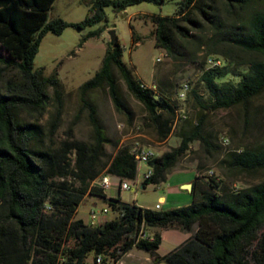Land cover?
<instances>
[{
  "label": "trees",
  "instance_id": "1",
  "mask_svg": "<svg viewBox=\"0 0 264 264\" xmlns=\"http://www.w3.org/2000/svg\"><path fill=\"white\" fill-rule=\"evenodd\" d=\"M54 1L0 0V71H15L0 90V264H86L89 253L106 259L134 246L149 252L156 263L264 264V179L234 192L225 183L220 186L221 180L215 177L202 181L196 175L191 203L169 209L126 203L119 194L107 198L102 188L91 186L103 172L133 180L136 160L129 147L119 148L114 155L106 152L109 139L89 103L90 92L105 87L115 109L131 121L133 111L121 93L122 80L144 107L160 141L172 131L177 112L168 95L135 77L122 60L123 47L117 38L113 45L109 42L99 68L79 88L80 100L90 110L89 140L70 136L59 144L46 143L40 126L22 118L23 112L42 115L50 100L55 101L57 111L62 104L55 74L44 75L42 68H34L46 33L93 25L104 18L106 6L122 11L141 2L159 4L164 0H89L88 14L79 22L60 17L48 20ZM220 5L222 17L217 10ZM245 5L247 0H180L175 15H150L155 45L172 57L190 30H201L203 22L209 25L206 55L220 57L222 64H201L206 100L196 90L190 91L207 111L246 105L264 94V10L255 8L245 19L240 18L239 9ZM100 32H87L81 43ZM132 40L138 41L133 33ZM233 50L246 54L247 59L235 57ZM204 117L202 114L196 124L179 131L177 146L148 161L153 174L142 181V188L166 181L193 141H199L207 152L216 147L211 133L203 128ZM51 126L54 129L56 122ZM223 162L237 174L264 170V141L228 151ZM88 194L107 199L116 216L98 226L75 218ZM144 227L179 229L190 236L160 255V232L141 236Z\"/></svg>",
  "mask_w": 264,
  "mask_h": 264
},
{
  "label": "rangeland",
  "instance_id": "2",
  "mask_svg": "<svg viewBox=\"0 0 264 264\" xmlns=\"http://www.w3.org/2000/svg\"><path fill=\"white\" fill-rule=\"evenodd\" d=\"M88 1L55 0L48 11V20L60 17L67 22H79L88 14ZM179 1L164 0L159 4L141 2L130 5L122 11L106 6L104 7V18L93 25L83 29L67 26L61 34L46 33L34 58V68H42L44 75L55 74L62 92V104L57 111L55 101L50 100L42 115L23 112L21 116L40 126L46 143L59 144L70 136L89 140L92 133L89 120L90 110L89 107L83 106L79 88L99 68L109 46V31L113 30L123 47L122 60L132 69L135 77L146 86L156 88L168 95L177 109L184 111L186 119L178 120L169 136L160 141L155 128L148 120L144 107L127 91L122 80L119 81L121 93L133 111L131 121L115 109L105 87L94 90L88 94L87 98L95 109L105 135L109 139L105 145L106 152L114 155L119 148L125 146L131 151L150 149L155 155H160L178 145L179 131L196 124L200 116L205 114L203 128L211 133L216 147L207 152L199 141H193L189 150L171 171H191L194 177L199 175L202 181H207L209 176H212L216 180H221L220 186L225 183L230 188L234 184L245 187L249 183L261 181L264 179V170L249 175L237 174L230 170L223 160L228 151L238 147L255 146L264 141V94L251 99L246 105L216 111L203 109L196 103L191 92L185 100L177 98L180 85L187 81L191 89L202 95L204 100L207 99V94L200 82V74L201 64L207 67V58L210 56L206 55L208 49L206 43L208 44L211 35L209 25L203 22L201 30H190L187 37L180 40L174 57L165 54L161 60H157L162 48L155 45L150 15H175L179 9ZM255 8L264 10V0H247V5L239 9V17L245 19ZM217 10L221 17L225 16L221 5ZM95 29H101V32L81 43L82 36ZM132 33L133 37L138 39L135 43L132 40ZM210 46L222 49L216 44ZM233 55L239 59L248 57L235 50H233ZM14 75V70L0 71V90H4L6 79ZM48 90L52 95V88ZM52 122H56L54 129L51 126ZM143 169L144 166L140 165L137 173V178L140 180ZM140 180L136 188L133 189V183L130 182V189L120 191L119 196L123 202L154 208L159 195L164 194L168 197L170 191L175 192L177 187L174 185L175 189L169 188L172 184L171 177L159 184H148L145 188L141 187ZM111 181L115 183L117 179L112 177ZM113 186L116 189L118 187L112 184L111 187ZM113 192L111 188L106 189V197L108 198ZM104 207L110 208L107 199L88 194L79 204L75 218H81L86 223L90 209L99 211ZM115 216V212L110 209L108 213L100 215V221H107ZM154 228L144 227L143 236L162 230L158 227ZM177 244L176 239L165 234L158 251L160 254L167 253ZM106 259L108 264H158L153 261L149 252L136 246L125 253H118L116 257L108 255ZM94 260L93 253H89L85 263L94 264Z\"/></svg>",
  "mask_w": 264,
  "mask_h": 264
},
{
  "label": "built area",
  "instance_id": "3",
  "mask_svg": "<svg viewBox=\"0 0 264 264\" xmlns=\"http://www.w3.org/2000/svg\"><path fill=\"white\" fill-rule=\"evenodd\" d=\"M165 54H167L166 51L164 49H162V52H160V55L157 57V60H161L162 56ZM221 64H222V59L220 57L209 56L207 58V65L208 66H215V65H221ZM190 90H191L190 83L187 81L183 82L180 85L179 90L177 92V98L179 100H185L187 98ZM184 117H186V114L184 113V111L182 109H177L176 116H175V119L173 122V127L177 124L178 120H181ZM154 155H155L154 152L150 149H141V150H135L134 151V157L136 160V174H135V178L133 180H128V179L120 180L119 177H117V176L103 172L91 181V186L100 187L105 191L106 189L111 188V185L113 184L111 181V178L114 177L117 179V186H118L117 190H118V192H120L121 190L130 189L131 188L130 182L133 183L132 188L134 189L138 186V182L140 180L137 178V173H138V170L140 169V165L144 166L143 172L141 173L142 178L140 180V184L142 183V181L144 179H148L149 177L152 176L153 168L151 165L148 164V161ZM241 187H242L241 185L234 184L232 186L231 190L235 192V191L239 190ZM161 205H162V200H158L155 203L154 208L160 209ZM109 210H110V208H108V207H104L99 211L90 209L88 211V221H86V223L90 226H98V225L102 224L105 221H102V220L100 221V215L108 213ZM141 235L143 236L144 233H141ZM106 260L107 259L104 258V255H97L95 260H94V264H108L106 262ZM158 264H164V263H158Z\"/></svg>",
  "mask_w": 264,
  "mask_h": 264
},
{
  "label": "crops",
  "instance_id": "4",
  "mask_svg": "<svg viewBox=\"0 0 264 264\" xmlns=\"http://www.w3.org/2000/svg\"><path fill=\"white\" fill-rule=\"evenodd\" d=\"M168 177L172 178L171 180L172 184L171 186L169 185V188L175 189L176 186L174 187V185H177V187L175 189L176 190L175 192L170 191L168 197H166L164 194L158 196L157 201L162 200V205H163V208H161L162 207L161 205L160 209H169V208L179 207V206H183V205H187L191 203L192 201V195L190 192L191 190L182 189V185L186 183H192L194 179L193 172L187 171V170L171 171L167 175V178ZM113 185H117V182L113 183ZM111 190H114V192L108 197H116L118 194H120V192H118L115 186L111 187ZM153 229L155 228L153 227ZM160 234H161V242L163 238L165 237V234H167L168 237L176 239L178 244H180L181 242H183L185 239H187L190 236V233L188 232L175 230V229H168V230L162 229L160 230ZM158 250L159 248L157 249V252L158 254H160Z\"/></svg>",
  "mask_w": 264,
  "mask_h": 264
},
{
  "label": "water",
  "instance_id": "5",
  "mask_svg": "<svg viewBox=\"0 0 264 264\" xmlns=\"http://www.w3.org/2000/svg\"><path fill=\"white\" fill-rule=\"evenodd\" d=\"M109 35H110V44L113 45L114 44V41L116 40V35H115V32L113 30H110L109 31ZM142 187V185H141ZM182 188H185V189H188V190H191L192 188V183H186V184H183L182 185Z\"/></svg>",
  "mask_w": 264,
  "mask_h": 264
}]
</instances>
